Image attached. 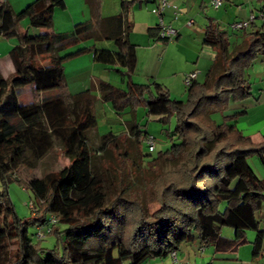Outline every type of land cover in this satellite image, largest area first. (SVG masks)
Instances as JSON below:
<instances>
[{
	"label": "trees",
	"instance_id": "1",
	"mask_svg": "<svg viewBox=\"0 0 264 264\" xmlns=\"http://www.w3.org/2000/svg\"><path fill=\"white\" fill-rule=\"evenodd\" d=\"M85 2L90 19L74 23L68 32L25 31L8 50L13 71L0 74V264H139L165 256L181 242L234 250L246 243V230L255 231L252 248L257 253L263 231L255 213L264 200V175L258 177L247 159L255 155L264 166V133L262 141L254 143L236 128L235 118L245 110L222 123L210 114L224 110L230 99L251 95L244 72L257 58L264 59V27L244 30L241 42L232 47L225 30L207 27L202 44L216 50L213 64L201 82L192 80L185 87L181 101L170 99L157 82L129 81L135 45L127 38L131 23L125 14L144 0H119V11L106 17L96 15L97 0ZM63 8V0H31L13 12L0 0V36H15V24L24 17L29 28H48L53 10ZM85 39L107 40L111 48L92 45L60 52ZM85 51L94 62L113 66L126 77L124 90L105 81L95 84L98 98L116 115L141 104L161 123L174 116L172 129L164 130L170 144L147 161L161 164L163 173L142 189L130 188L121 177L111 184L91 164L93 153L108 147L123 155L119 138L137 144L149 135L134 121L125 122L121 133L100 135L93 148L86 135L95 125L89 89L55 93L36 102L17 100V89L25 85L38 93L57 92L63 84L62 63ZM55 147L67 164L24 180L33 214L16 217L3 196L5 184L21 183L18 173L33 168ZM49 214L55 223L47 235L54 236V243L43 248L39 240H30L26 228L42 224ZM222 227L231 228L233 236L222 235Z\"/></svg>",
	"mask_w": 264,
	"mask_h": 264
},
{
	"label": "rangeland",
	"instance_id": "2",
	"mask_svg": "<svg viewBox=\"0 0 264 264\" xmlns=\"http://www.w3.org/2000/svg\"><path fill=\"white\" fill-rule=\"evenodd\" d=\"M63 1L66 2V7L64 6L62 10L54 9V16L56 18L55 25L59 21H62V19L64 21H70L67 30L63 31L68 32L71 30L72 21H76L73 22V24L85 21L88 19V13L87 9L82 10V7L79 8V5L75 2V0ZM118 2L119 0H98L97 9L99 12L101 10L104 14L110 15L111 13H114V4H116L118 7ZM261 6L262 4L258 3L257 0H255V8H253V12L255 13V15L259 14L260 10L262 9ZM151 8L152 3L145 2L139 8L136 5H134L133 7L131 6L130 8H128L125 14L127 20L132 24L128 31V35L131 42L135 45V57L137 58V62H139L138 67L140 68L139 73L137 72L135 75H133V73L129 76V81L139 84H145L150 81L157 82L155 80H152L151 78H148V81H146V78L145 76H143V74L148 73L149 71L155 72L156 70H158V75L164 77L165 81L167 80V78L171 79L170 91L167 90L169 98L184 101L186 98L185 86L181 83V87L179 89L177 85V78L175 76L176 72L180 68L187 65V63L185 64L184 61L190 58L192 55L194 57L195 54H193L192 52V47L189 41L183 42L182 45L178 48L168 46L166 48V53L161 65L159 67L157 66V61L159 59V50L157 51V49L155 48H144L145 44L143 42L144 38H146V36H144L145 23L154 21V17H152L150 13V11L152 10ZM211 8H206L204 10L207 16H212L215 13V10ZM204 12H200V14L198 15L197 10L194 11V8L191 10L190 17L193 21L191 26L198 25L200 17H202V14ZM154 19H156V17ZM22 20L23 22H25L26 18L24 17L22 18ZM23 22H21L20 24L22 25ZM175 24L178 25V23ZM150 25H153V22ZM226 25L227 24H222L221 30L227 31L230 47H232L233 45L241 42V37L235 39L237 38L236 36H239V33L231 31ZM37 30V28H29L28 33H36ZM248 32H251L250 28L247 29V33ZM0 41L4 42V44H7L9 43V41H12V38H3L0 36ZM173 41L174 39H170L163 44L159 42V44H161L162 46H166ZM1 42L0 54L5 51ZM91 44H93L95 47L111 48V43L107 40H99L94 42L91 39H85L76 44H69L65 46V48L60 52H68L80 46L90 47ZM151 44L153 45L152 41ZM209 50H211V47H203L200 54L201 61L203 57H205L206 52H209ZM80 56L82 57L84 55ZM80 56L77 57L78 59L76 57L71 58V61H68L69 63H64L63 73L64 76L67 77L68 82L74 83L76 80H82V82H84L86 85L85 87L90 90L89 76L91 72H89L90 70L85 69L84 62L80 60ZM40 60L44 61L45 59L43 58ZM96 67L98 69V73L96 75H98L101 80L106 81L107 83L118 89H125V75L115 72L113 70V66L106 67L105 65L97 63ZM115 68L119 69V71L121 72L123 71L122 68ZM248 74L249 73L246 69L244 72V78L250 83V91L252 92L253 80L248 76ZM198 80V82H201L203 80V74L198 77ZM162 86L167 89L164 84ZM48 93L54 92L49 91ZM90 94L94 95L91 90ZM97 100L98 101H96L93 106L95 125L92 127L93 131L91 130L88 132L87 137L91 147L94 148L97 144V139L95 136L99 137L100 135H103L107 132L118 134L125 131L124 123L127 121H134V123L138 125L142 131L144 130L149 135H151L154 139L155 145L154 149L149 153V155H146L147 150L142 141L136 144L130 139V141H127V144H125L122 138H119L120 141H118L117 143L118 147L120 149V152L124 151L125 153H123V155L121 153H117L112 147H108L105 151L94 152L91 159L93 170L100 173L103 177H108L107 180H110L111 184L112 182L113 184H115L116 178L118 179L119 177H121L122 182L128 183L127 185H129L130 188L139 187L142 189L146 187L149 182L154 181L155 178L163 173L164 167L161 164L155 163L154 165H151L147 164V161H149L158 152H162L170 144L169 139L164 134V130L169 131L172 129L174 124L173 114L169 115L165 123H161L157 120L156 115L147 114L145 108L141 104H137L136 106L132 107V109L126 107L119 115H116L112 111L108 102H103L100 99ZM253 102H256L253 93H251L250 96L243 100L230 99L224 110L212 112L210 114V117L214 122L222 123L224 119L228 118L232 114V111L234 109H244L245 107L248 110ZM257 117H261V115L249 110L246 112V114L240 116V118H243L245 121H251L253 119H256ZM236 128L238 129V127ZM56 153L54 152L47 154L40 163L35 164L34 167L30 170L19 172L18 176L22 180L21 183H17L14 180H11L5 184V193L3 196L10 203L16 217L27 219L32 216V213L29 211L27 206L28 202H31L32 200V194L26 187L24 180L29 179L30 177L42 176L45 171H56L61 166L67 164V160L64 157L59 156V154L57 155ZM247 160L250 166L255 169V173L260 172L258 171V169H261V161L257 156H250ZM112 189H114L113 185L111 186V190ZM1 190L2 183L0 181V191ZM224 230H228L233 233L231 228L222 227V232H224ZM26 232L30 240L33 243H36V239L33 235L34 226L32 224L27 225ZM246 232H250V230H246ZM53 243L54 236L46 235L44 238L40 239L37 242V245L43 248H51L53 247ZM186 244L188 243L181 242L179 244V247L183 248Z\"/></svg>",
	"mask_w": 264,
	"mask_h": 264
},
{
	"label": "crops",
	"instance_id": "3",
	"mask_svg": "<svg viewBox=\"0 0 264 264\" xmlns=\"http://www.w3.org/2000/svg\"><path fill=\"white\" fill-rule=\"evenodd\" d=\"M1 1H4L13 12H17L31 0H1ZM75 2L79 5V8L80 7L83 8L82 10L87 9V13H88L87 20H89L90 13L85 0H75ZM145 2L152 3V8H151L152 10L150 11V13L152 17L155 18L156 15L153 12V9L155 7L156 0H149V1L144 0V3ZM166 2L167 5L163 8L161 12V21L165 24H169L172 28L175 29L176 37L173 38L174 41L170 42L166 46H162L161 44H159V42L162 44L165 42H161L155 39V25L157 21V17H156V19L153 18L154 20L152 21L153 25H150L152 23L151 21L145 23L144 36H146V38H144L143 42L145 44L144 48L146 47L147 49L155 48L157 49V51L159 50V59L157 61L158 67L161 65L163 61L164 55L166 53V48L168 46H173L175 48H178L182 45L183 42L185 41L190 42L192 47V52L193 54H195V56L193 57L192 55L190 58L186 59L184 63L185 64L187 63V65L183 66L176 72L175 77L177 78V85L179 89L181 87L182 78L184 74L191 71H195L196 75L194 80L198 82L199 81L198 77L201 74H203V78H204V74L206 70L209 69L213 64L216 54V50L213 47H211V50H209V52H206V55L205 57H203L202 61L200 56L203 47H206V45L202 44V37L207 27H209L210 25H217L219 29H222L221 27L222 24H227L226 26H228L234 21L245 20L250 14H253L255 16V20L245 29V33H247L248 28H250L252 31L260 26H264V0H257L258 3L262 4L261 6L262 9L260 10L258 15H255V13L253 12V8H255L254 7L255 0H225L220 7L214 9L215 13L212 16H207L206 13L204 12L206 8H211L209 5V0H166ZM142 4L143 3H141L137 7L138 8L141 7ZM64 6L66 7L65 1H64ZM193 8L194 11L197 10L198 15L200 14V12L201 13L204 12L202 14V17H200L197 26H191L193 21L190 17L191 16L190 12ZM118 11H119V6L117 7V5L114 4L113 7L114 13H111L110 15L116 14ZM174 13H176V15H174ZM96 15L98 17L110 16L104 14L101 10L99 12L98 9L96 10ZM55 20L56 18L54 16V10H53L51 14L50 26L48 28H43V29L40 28L36 31V33H48L50 31L63 32L64 30H67V28L69 27L70 21L68 22L62 19V21H59L55 25ZM188 20H190L189 25L186 24ZM21 22H23V20L19 19L18 22L15 24V36L11 37L12 41H9V43L7 44H4V42L0 41L3 45V49L5 50L4 52H2V54H0V74L3 77L6 76L7 74H10L13 71V66L10 57L8 55L9 48L13 45H16L19 42V38L23 35L25 31L26 32L29 31V27H27V21L23 22L22 25L20 24ZM73 22L76 21H72L71 23L72 25ZM175 23H178V25H176ZM236 33H239V36H236L237 38L235 39H238V37H241L242 39L245 35L244 32H236ZM31 34H35V33H31ZM127 38L128 41L131 44H133L129 39L128 34H127ZM151 41L153 42V45L151 44ZM92 45L93 44H91L90 47ZM90 47L88 46L87 48ZM80 55H84V56L81 57ZM80 55H77L75 57L77 58L80 56V60L84 62L85 69L90 70L89 72H91L89 76V83H90V90L91 92L94 93V95H92L93 106H94V103H96V101H98L97 99H99L97 92L95 91V84L96 82L103 80H101L98 77V75H96L98 73V69L96 67L97 62H94L92 60L91 52L85 51ZM68 61H71V58L70 60L67 59L62 63V72H64L63 64L69 63ZM138 65L139 62H137V58L135 57L134 67L130 75H132L133 73H134L133 75H135L137 72L138 73L140 72V68L138 67ZM247 72L249 73L248 76L253 80L252 81L253 89L251 93H253L256 101L253 102L252 105H250L248 110L253 111L254 113H259L261 117H257L256 119H253L251 121L249 120L245 121L243 118H240V116L246 114V112L248 111L245 107L244 109L242 108L234 109L232 111V114H238L242 110H245V113L240 114L235 118L234 124L236 127H238V130L243 135L249 137L252 142L260 143L262 141V134L264 133V59L257 58L256 61L253 62L249 68H247ZM143 76H145L146 81H148V78H151L152 80L157 81L159 84L162 85L164 84L167 90L170 91L171 79L167 78V80L165 81L164 77L158 75V70H156L155 72L149 71L148 73H144ZM85 86L86 85L84 82H82V80H76L74 83L68 82L67 77L64 76L63 73V84L62 87L57 92L38 93L35 92L30 85H25L17 89L16 91L17 100L20 103L36 102L39 101L41 98H47L49 96L54 95L55 93H59L61 95L74 94L84 89H87ZM91 130L92 128L87 130L86 132L87 137H88V132ZM95 137L96 139L98 138L97 136ZM54 152L55 153L57 152L56 147L53 149V151H50L47 154ZM56 154L58 155L59 153L57 152ZM42 159L39 160L36 164L40 163ZM260 167L261 169L260 170L258 169V171L260 172L256 173L258 177H262L264 175V166L262 162ZM255 217L258 221L259 228L262 229L263 231L261 249L257 253H254L252 248V241L254 240L255 237V231L250 230V232H245V236L247 240L246 243H244L243 245H239L234 250L215 251L213 245L200 246L195 241H189V242H184L188 244L184 245L183 248H180L179 245H177V248L175 249L177 258L180 261L184 262L185 264H259L261 261L264 260V200L262 201L258 211L255 213ZM221 234L226 237L233 236V233L228 230H224V232H222L221 229ZM139 264H175V263H173L166 254L165 256L160 258L157 257L147 258Z\"/></svg>",
	"mask_w": 264,
	"mask_h": 264
},
{
	"label": "built area",
	"instance_id": "4",
	"mask_svg": "<svg viewBox=\"0 0 264 264\" xmlns=\"http://www.w3.org/2000/svg\"><path fill=\"white\" fill-rule=\"evenodd\" d=\"M225 0H209V5L213 9H217L221 6V4ZM167 5L166 0H156L155 7L153 12L157 17L156 25H155V37L157 39H165L170 40L176 37V31L172 28L169 24H165L161 21V12L163 8ZM176 15V13H174ZM255 20V16L250 14L245 20L234 21L228 25V28L234 32H243L253 21ZM187 25L190 24V20L186 22ZM195 71L188 72L183 75L182 84L186 87L190 84L192 80L195 78ZM142 142L144 143L147 152H151L154 149V139L151 135H145ZM28 209L33 214V205L32 202H28ZM55 223V218L53 215L49 214L46 220L34 227V238L40 240L44 238L50 231L51 227ZM167 256L169 259L175 264H185L184 262L180 261L175 253V249H170L167 252ZM259 264H264V260L261 261Z\"/></svg>",
	"mask_w": 264,
	"mask_h": 264
}]
</instances>
